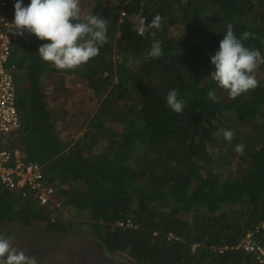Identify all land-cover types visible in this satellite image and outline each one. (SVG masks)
<instances>
[{
  "label": "trees",
  "instance_id": "obj_1",
  "mask_svg": "<svg viewBox=\"0 0 264 264\" xmlns=\"http://www.w3.org/2000/svg\"><path fill=\"white\" fill-rule=\"evenodd\" d=\"M18 2L3 139L45 170L0 181V226L82 225L138 264H264L237 248H264V0Z\"/></svg>",
  "mask_w": 264,
  "mask_h": 264
},
{
  "label": "rangeland",
  "instance_id": "obj_2",
  "mask_svg": "<svg viewBox=\"0 0 264 264\" xmlns=\"http://www.w3.org/2000/svg\"><path fill=\"white\" fill-rule=\"evenodd\" d=\"M64 90L56 93L60 94V100L66 96ZM84 99V97H81L75 103L82 110L80 117L88 114L87 103ZM5 235L8 236L4 241ZM1 237H3L2 242L5 244L0 245V264H112L115 261L135 262L133 258L125 253L117 254V256L104 255L105 253L103 254L102 250L97 249L90 230L85 226L82 227V225H77L74 229L66 232H48L44 229L43 224L27 228L20 224L5 223L0 226ZM29 243H32L33 250H31ZM9 258H12L13 261L8 262Z\"/></svg>",
  "mask_w": 264,
  "mask_h": 264
},
{
  "label": "built area",
  "instance_id": "obj_3",
  "mask_svg": "<svg viewBox=\"0 0 264 264\" xmlns=\"http://www.w3.org/2000/svg\"><path fill=\"white\" fill-rule=\"evenodd\" d=\"M18 3V0H0V9L9 8L13 15ZM9 17L6 13L0 15V28L6 27V31H0V181L15 191H19L28 181H33L40 176L41 168L37 164L14 162L17 160L14 157L15 153L12 152L6 139H3V135L17 130L21 123L16 108V89L13 77L15 64L9 63L12 43L10 32L14 25ZM51 193V189L40 192L41 202H47ZM251 236L252 233L246 236L244 247L248 251L258 253L257 258L260 262H264V249L258 246Z\"/></svg>",
  "mask_w": 264,
  "mask_h": 264
},
{
  "label": "clouds",
  "instance_id": "obj_4",
  "mask_svg": "<svg viewBox=\"0 0 264 264\" xmlns=\"http://www.w3.org/2000/svg\"><path fill=\"white\" fill-rule=\"evenodd\" d=\"M13 153H15L14 154V157H15V159H17V160H14V162H18V161H21V162H24V163H26V164H30V163H32V164H37L41 169H43V170H45V168H44V166L43 165H41V163H33V162H27V161H24L23 159H22V157L20 156V154H19V152L16 150V151H12ZM252 233V236H253V232H251ZM249 234V233H248ZM247 234V235H248ZM246 235V236H247ZM246 236L244 237V240L242 241V243H241V245L239 246V247H237V248H241V247H243L244 249H245V247H244V244H245V242H246ZM252 236H251V238H252ZM253 240H254V242H255V239L253 238ZM256 243V242H255ZM258 246H260L258 243H256ZM261 247V246H260ZM262 248V247H261ZM264 249V248H263ZM246 251H248L247 249H245ZM248 252H253V251H248ZM255 253V252H254ZM255 255H256V259L259 261V259L257 258V255H258V253L256 254L255 253ZM260 262V261H259Z\"/></svg>",
  "mask_w": 264,
  "mask_h": 264
},
{
  "label": "flooded vegetation",
  "instance_id": "obj_5",
  "mask_svg": "<svg viewBox=\"0 0 264 264\" xmlns=\"http://www.w3.org/2000/svg\"><path fill=\"white\" fill-rule=\"evenodd\" d=\"M8 230H11V231H12V230H14V229H8ZM7 236H8V235H5V237H4V241H5V239L7 238ZM2 239H3V237L0 238V245H1L2 243H4V242H2V241H3ZM8 239L10 240V238H8ZM4 244H5V243H4ZM29 244H30V246H32V243H29ZM11 260L13 261V259L11 258L10 260H8V262H11ZM25 260H26V259H25ZM26 261H28V260H26Z\"/></svg>",
  "mask_w": 264,
  "mask_h": 264
},
{
  "label": "water",
  "instance_id": "obj_6",
  "mask_svg": "<svg viewBox=\"0 0 264 264\" xmlns=\"http://www.w3.org/2000/svg\"><path fill=\"white\" fill-rule=\"evenodd\" d=\"M114 264H138V263H135V262H126V261H118Z\"/></svg>",
  "mask_w": 264,
  "mask_h": 264
}]
</instances>
